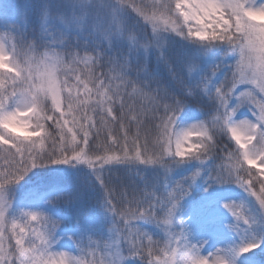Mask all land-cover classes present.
<instances>
[{"label": "snow or ice", "instance_id": "obj_1", "mask_svg": "<svg viewBox=\"0 0 264 264\" xmlns=\"http://www.w3.org/2000/svg\"><path fill=\"white\" fill-rule=\"evenodd\" d=\"M169 36L200 50L173 58ZM217 45L224 59L201 72L200 57ZM229 56L235 64L225 65ZM187 107L218 115L181 126ZM243 107L255 119H235ZM222 152L235 163L217 164ZM0 160V264H264V0H158L151 10L131 0H32L19 23L0 22ZM190 161V174L169 179ZM50 165L90 174L42 192L50 211L26 196L12 214V189ZM119 166H158L165 181L126 178L133 168L125 176ZM198 179L205 192L236 185L259 204L242 214L236 201L223 204L236 236L227 248L205 253L208 241L194 240L181 214ZM93 193L106 233L77 213L73 249H58L71 217L55 211L81 208Z\"/></svg>", "mask_w": 264, "mask_h": 264}, {"label": "trees", "instance_id": "obj_2", "mask_svg": "<svg viewBox=\"0 0 264 264\" xmlns=\"http://www.w3.org/2000/svg\"><path fill=\"white\" fill-rule=\"evenodd\" d=\"M137 5H148L149 10H151V5L158 0H131ZM163 2H167V0H163ZM174 3V0H172ZM31 4L32 0H0V7L4 9L3 15L0 16V22H12L19 23L21 18L25 15H29L31 12ZM174 18V17H173ZM130 22H135L134 19ZM147 33L151 34V26L149 25L147 28ZM169 46H170V54L175 58L179 53L191 50L197 51L200 50V45L192 44L188 40H184L178 36H169ZM226 51V47L223 45H217L211 48L208 51L206 56L200 57V71L203 73H207L211 70L212 66L218 63L221 59H224V53ZM153 65L155 64V55L150 57ZM235 64L234 57L229 56L225 60V65L227 64ZM229 69L227 66L221 68V70L217 73L216 80L219 81L223 78L224 74L227 73ZM161 75L167 78V73L161 68ZM231 73H229V76ZM242 90H246L243 86H240ZM223 111V110H221ZM258 114V113H257ZM205 113H201L200 111L194 110L191 107H187L182 113L180 117V125L186 120L193 119H206L210 122L216 115H218L214 110L208 112L207 116L204 117ZM240 118H252V114L248 111L246 107L240 108L235 116V119L239 120ZM51 131V129H50ZM23 134V133H21ZM230 139V135L228 137ZM234 143V142H233ZM173 145V149H174ZM196 151V148L193 149V152ZM222 160H217V164L223 163L225 167H229L235 163L234 160H229L228 154L222 152L221 153ZM3 164V161L0 160V165ZM198 163L196 161H190L176 168L172 174H169V179L175 180L180 179L182 176L190 174L196 167ZM249 167L248 165H245ZM122 171L118 173L119 175L126 176V169L128 167L133 168V175L131 179H138L135 177L134 173L139 172L141 176H143L149 183L160 182L163 184L165 181V172L163 168L156 167H147L144 166H119ZM254 167L253 170H256ZM90 170L85 168L84 166L77 165L75 168L66 165H50L47 168L35 169L32 173H29L28 176L25 177L23 181L15 188L12 189L14 195V204L13 209L11 210L12 214H15L20 208L24 207L27 204L25 200L26 196H29L30 199H34L36 201L35 207H38L45 211H50L48 205H46L42 200L39 199V196L42 192L46 191L49 187L57 186V185H66L71 184L75 179H85L89 176ZM207 172L202 173V176L206 177ZM221 188V194L219 197H216L217 203L224 204L229 201H236L237 207L236 211L241 214L247 208V203L254 210L256 207H259L258 202L254 204L255 197H252L251 200L246 193L242 191L236 185H217ZM203 179H198L195 185L193 186L191 196L187 197L182 203V216L183 218L192 226L193 228V238L194 240H199L200 235L199 231H202L201 223L206 224L205 221L202 222L203 216L206 211L211 206V201L201 200L202 192L204 190ZM257 191H259V185H257ZM98 196L93 193L90 195V198L87 199L81 208H72V209H59L55 211V214L60 218L71 217L70 219H65V223L62 225L59 235H58V243L56 247L62 250H72L73 249V240L71 237L75 235V218L77 213L83 215L84 213H88L94 217L93 227L96 229V234H105L107 229V222L102 219L99 215H97L95 211V204ZM215 200V199H214ZM244 203V207L242 208L240 205ZM220 221L229 229V233L232 237L231 244L236 241L235 233L228 227V225L234 223V218L230 214H225L220 216ZM35 223V222H34ZM35 226L39 228V223H36ZM141 227L146 228L148 231L159 235L158 230L153 225L141 224ZM95 239V237H94ZM107 242V241H103ZM102 242V243H103ZM14 243V240H13ZM230 244V245H231ZM250 255V254H249ZM137 261V260H136ZM240 264H245L246 257L241 256L239 258Z\"/></svg>", "mask_w": 264, "mask_h": 264}, {"label": "rangeland", "instance_id": "obj_3", "mask_svg": "<svg viewBox=\"0 0 264 264\" xmlns=\"http://www.w3.org/2000/svg\"><path fill=\"white\" fill-rule=\"evenodd\" d=\"M246 89L245 91H247ZM245 119V118H240ZM252 119V118H248ZM197 119L186 120L181 126H187L193 122H196ZM196 139L195 134H193L191 140L188 142L192 143ZM192 147L190 150L193 152ZM189 149L185 146V151L187 152ZM258 163V162H257ZM221 194V188L217 185H213L207 192L203 190L201 200L211 201V206L206 211L203 216L202 222L205 221L206 224H200L202 231H199L200 239L199 240H207L208 243L205 245L203 251L205 253L209 251H213L216 248H227L231 244L232 237L229 233V229L220 221V216L225 214H229L226 209L223 208V204L217 203L216 197H219ZM215 199V200H214ZM189 222V220H188ZM63 249V248H62ZM126 264H139V261L136 260H128Z\"/></svg>", "mask_w": 264, "mask_h": 264}]
</instances>
